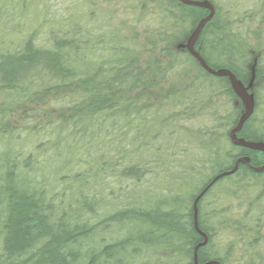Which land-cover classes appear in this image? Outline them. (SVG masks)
<instances>
[{
	"label": "trees",
	"instance_id": "16d2710c",
	"mask_svg": "<svg viewBox=\"0 0 264 264\" xmlns=\"http://www.w3.org/2000/svg\"><path fill=\"white\" fill-rule=\"evenodd\" d=\"M207 1L196 53L264 144V0ZM222 3V2H221ZM180 0H0V264H264V154ZM200 198L197 228L193 203Z\"/></svg>",
	"mask_w": 264,
	"mask_h": 264
},
{
	"label": "water",
	"instance_id": "95a60500",
	"mask_svg": "<svg viewBox=\"0 0 264 264\" xmlns=\"http://www.w3.org/2000/svg\"><path fill=\"white\" fill-rule=\"evenodd\" d=\"M183 4L188 5V6H193L197 7L200 9H204L208 12L207 17L202 19L190 37L188 38L185 48L187 52L198 62L200 67L205 70L207 73H209L212 76L215 77H221V78H227L231 87L232 92L236 96V98L240 101L241 106L243 108V114L240 117L237 125L235 128H233L229 134L230 141L233 146L239 147V148H244V149H249L251 151L255 152H261L264 154V144L263 143H255V142H250V141H245L244 139L237 138V133L241 131L243 125L249 120L251 117L253 110H254V101L252 96L248 93V88L249 86H244L237 78L236 76L229 70L227 69H218V70H213L211 69L204 61L203 59L196 53L195 51V45L197 43V40L199 38V35L201 31L204 29L205 25L213 18L214 16V8L213 6L207 2V1H202V2H196V1H191V0H180ZM238 164H244L247 165L249 164V160L247 158H240L236 161L234 168L230 172H225L222 173L218 176H216L213 181L200 193V195L194 200L193 203V219H194V227L197 228V208L196 205L200 198L206 193V191L218 180L230 176L233 173L236 172ZM255 172H260L264 170V165L263 167L257 169H253ZM206 244V237L203 235V243L197 245L194 248L193 251V262L194 264H197V249L199 247H203ZM208 264H218L217 262H210Z\"/></svg>",
	"mask_w": 264,
	"mask_h": 264
},
{
	"label": "rangeland",
	"instance_id": "374dc122",
	"mask_svg": "<svg viewBox=\"0 0 264 264\" xmlns=\"http://www.w3.org/2000/svg\"><path fill=\"white\" fill-rule=\"evenodd\" d=\"M68 1L69 0H49L52 13H56L62 6L68 4ZM73 1L76 2L78 0H72V2ZM219 1H220V4L223 5L222 11L224 12V10L226 9L225 4L228 2V0H219Z\"/></svg>",
	"mask_w": 264,
	"mask_h": 264
}]
</instances>
